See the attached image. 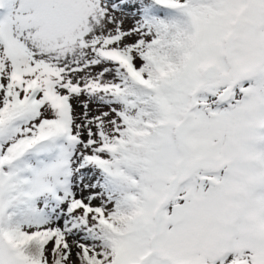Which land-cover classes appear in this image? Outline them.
Returning a JSON list of instances; mask_svg holds the SVG:
<instances>
[{
  "label": "snow or ice",
  "instance_id": "1",
  "mask_svg": "<svg viewBox=\"0 0 264 264\" xmlns=\"http://www.w3.org/2000/svg\"><path fill=\"white\" fill-rule=\"evenodd\" d=\"M0 264H264V0H0Z\"/></svg>",
  "mask_w": 264,
  "mask_h": 264
}]
</instances>
